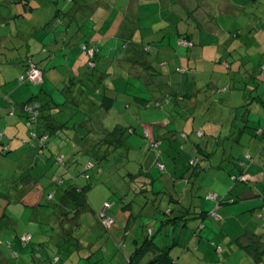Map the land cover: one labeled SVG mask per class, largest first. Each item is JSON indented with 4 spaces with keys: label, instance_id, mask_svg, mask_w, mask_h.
Segmentation results:
<instances>
[{
    "label": "rangeland",
    "instance_id": "1",
    "mask_svg": "<svg viewBox=\"0 0 264 264\" xmlns=\"http://www.w3.org/2000/svg\"><path fill=\"white\" fill-rule=\"evenodd\" d=\"M22 1L0 0V112L6 114L0 113V255L6 264H32L31 249L41 243L49 247L42 246L52 253L51 258L59 250V264L92 261L125 264L146 239H154L168 249L177 264H239L237 259L227 256L236 246L234 240L230 244L220 241L219 250L222 248L224 252L215 254L210 248L206 254L200 253L199 243L214 241L216 237L225 240L227 233L234 239L247 231V227L259 229L264 237V216L254 217L253 210L247 208V203L262 205L264 201V133H258L264 129L260 128L264 126V108L256 103L258 110L254 108L250 115L246 113L251 98L256 95L259 98L264 93L261 69L264 66V0H155L146 5L143 3L152 0H142L140 5L136 0L135 11L130 9L128 0H30L33 12L26 10V0ZM199 5L203 8L199 9ZM139 8V15L134 18L132 13ZM210 16L214 33L200 21L203 17L210 22ZM140 18L141 30L138 24H133ZM131 28L134 32L158 31L156 43L173 46L170 54L156 49L147 55L163 75H149L152 79L149 81L138 77L137 74L148 71L139 68L135 69L136 73L132 72L131 78H124L123 83V62L120 61L124 49L118 39L123 41V32ZM185 32L193 40L185 38L190 47L181 44ZM100 38L108 40L109 46L115 49L110 50L109 57L98 58L99 67L94 71L85 60L82 62L83 54L88 58L82 43L93 45ZM65 44L67 52L82 50L80 57L74 56V52L68 55L69 61L78 66H55L54 57L47 59L51 55L43 49L54 51ZM9 47L13 50H8ZM29 55L44 69L49 99L53 96L61 103L71 99L73 88L69 87L84 82L85 89L94 98L98 97L97 89L104 93L109 88L107 95H115L118 105L112 115L108 114L107 127L113 124L112 119L120 123L124 115L138 126L137 133L127 137L129 148L114 149L109 159L91 166L96 160L84 152L83 146L88 136L93 140L99 133L94 129L100 120L93 126L86 122L85 126L75 125L76 121H84L87 114L82 103L80 108L70 99L65 103L67 115L52 120L57 133H51L49 139H46L50 129L47 124L54 115L50 113L52 110L43 108L42 117L37 118L39 124L21 110L16 114L5 112L1 95L14 94L25 100L30 97L28 90H37L43 95L40 85L20 82L26 67L22 61ZM60 58L61 55L55 61ZM104 64L107 68L101 67ZM182 66L186 67L187 75L179 71ZM253 67L261 75L256 79L251 76ZM33 68L38 70L39 81L42 72ZM72 69L78 70L84 80L71 73ZM102 74L108 77L105 84L100 82ZM74 79H78L76 85H73ZM124 86L128 95H123ZM187 92L192 93L193 102H189ZM136 96L149 100L141 101ZM100 97L101 102L103 94ZM125 98L131 105L130 111L122 104ZM176 101L181 104L174 105ZM244 114L245 118L249 115V120H243ZM66 119L68 128H63V135L57 130H61L59 125ZM74 125L79 141L72 139L73 133L69 134ZM144 128L150 131L152 140L155 133L152 130L156 131L160 147L150 148L152 140L141 134ZM42 142H46V147L40 152ZM7 144L11 150L3 151V145ZM58 153L65 164L56 160ZM159 163L163 164V170ZM139 165L152 169V176L143 179V191L136 188L138 184L129 174L139 171ZM241 166H253L252 171L255 175L259 173V177L250 182L242 175L236 176L235 172H242ZM86 185L91 186L87 193L90 206L79 214L74 211L75 207L69 209L68 216L75 222L67 223L68 228L73 226V231L64 234L63 229L67 228H63L64 216L59 205L63 206L65 191ZM245 193L253 197L240 199ZM226 195L239 199L220 204ZM105 201L112 203L109 213L116 220L110 230L104 229L98 220ZM218 207L226 208L230 217L240 216L227 221L231 225L228 230L215 210ZM201 211L208 214L203 216ZM149 228L154 229V234L148 233ZM25 232L33 234L29 243L20 239ZM77 238L84 246L91 243V247H81ZM150 258L147 256L142 263Z\"/></svg>",
    "mask_w": 264,
    "mask_h": 264
},
{
    "label": "trees",
    "instance_id": "2",
    "mask_svg": "<svg viewBox=\"0 0 264 264\" xmlns=\"http://www.w3.org/2000/svg\"><path fill=\"white\" fill-rule=\"evenodd\" d=\"M20 1L24 2L22 0H20ZM24 4H25L26 10L31 11V12H33L35 10L34 6L31 5L30 0H26V2ZM20 14L23 15V12H21ZM141 22H142V19L140 18V20L138 22L139 30L142 29V27H141L142 23ZM185 37L187 38L188 36H185ZM185 37H183V38H185ZM85 46H87V48H94L95 49L94 46H92V45H90L88 43H82V49L85 52H87V49L84 48ZM66 48H68V47H66ZM66 48L62 47L61 49L54 50V51L52 49H50V48L49 49H43V50L46 51V53L48 55H51V56H48L47 59L53 58V57H54V59H57V57L58 56L60 57V55L63 56V55L68 54V52L66 51L67 50ZM8 50H13V48L9 47ZM5 51L6 50H4V54H5ZM58 51L61 52L59 55H57ZM95 51H96V49H95ZM87 55H88L87 56L88 58L85 61V63L87 62L86 65H88V67H90V68H94V71L97 70V68L99 67V63L97 62V60L100 57V55L98 53V50L96 51L94 56H90V54H87ZM5 56L8 57V54H6ZM26 57L27 58L22 61L26 67H25L24 73L20 77V82H21V84L22 83H35V84L40 85L42 87L41 89H42V94L43 95H39L37 90L36 91L28 90L29 94H30V97L25 100V99H23L24 98L23 96H18V95H14V94L10 95V94L7 93V94H4V95H1V99H2L1 102H4V106L3 107L6 108L5 112H7L9 114H11V113L12 114H16L17 110H21V111H23L21 113L22 114H26L27 117L32 122H34L35 124H39V121H38L37 118L39 116L42 117L43 108L44 107L48 108L49 110H52L50 113L54 114V115L52 116V119L47 124V127H49L50 129H47V138L46 139L50 138L51 133H54V134L57 133V132H55L56 130L53 128L54 122H52V120L54 119V117L59 118L60 116L61 117H65L67 115V113H66L67 111H64V110H65V107L68 108V106H66L65 103L68 104L70 102V100L76 106L80 107L81 105L77 102V99L80 96H82L83 94H85L84 97H87L89 99L88 103H90V101H92L93 103L94 102L95 103L99 102L98 103V107L99 108L100 107L102 108L104 106V104H106V103H104V101H106V100H110V101H109V104L105 105V108L109 109L112 106L113 101H114L113 96L110 97V96L107 95V93L105 91L103 93V91L101 89H97L96 92H97V96L98 97L94 98L88 93V88L85 89V85L87 86V84H85L86 82H84L81 85L77 84L76 87H74V86L69 87V89H71V90L73 88V95H72L71 99L69 97L70 100L67 99L64 102H62V105L64 106V108L63 109L60 108V110H59L60 104L55 103L52 97H51V99H49L48 98L49 97V93L45 90L44 69L41 66H39L38 62H36L32 56L29 55V56H26ZM9 60H12V58L9 59ZM54 62H56V61H54ZM57 62L55 63V66H57L59 64V61H57ZM90 62H93V65H91ZM106 66L107 65L104 64L101 67H106ZM33 67H37L42 72V76H41L39 81L33 80L30 77V71L33 69ZM262 70H264V68H262ZM73 72H75L76 75H78V77H79L78 79H80L81 81L84 80L82 75H79L78 70L75 71V69H72L71 73H73ZM97 74H99V73H97ZM1 76L3 77L2 74H1ZM102 76H104V74H102L100 76V78ZM78 79H74L73 80V85H76V82L78 81ZM100 82H101V79H100ZM30 85H32V84H30ZM125 93L128 95L127 89H126ZM99 94H101V95L103 94V99L104 100H102L101 102L97 101V100L101 99V97H99ZM136 98L141 100V101H148L149 100V99H146V98H140L138 96H136ZM43 101H45V102H43ZM81 107H83V106H81ZM95 109H97V108H95ZM85 110H86V108H85ZM99 112H97V113H99ZM85 113L87 114V117L85 118V120L84 121H80V120L76 121L75 125L76 124H82L80 126H85L84 124L86 122L88 124H92V126H93V122H92L93 121L92 120L93 117L90 116L87 111H85ZM1 114L2 115H6L5 113H1ZM70 119L71 118H69V120ZM64 121L65 122H62L61 125H59L60 128L62 127L61 130L60 129L57 130L59 133H62L63 135H64V133H63L64 129L63 128L64 127L68 128L67 123H66L67 119L64 120ZM58 122H61V121L58 120ZM75 125H74V127L70 128L69 134L73 133L72 134V136H73L72 139H74V140L77 139V141H79V134L77 133L78 129H76ZM95 130H96V132H99V133H96V135L94 136L95 139L91 141V139H89V136H88V139L87 138L85 139L86 140L85 142H87V143L85 144V146H83L84 148L82 146L80 147V148L84 149L85 153H88L89 156H91L94 160H96V162L92 161L91 166L92 165L94 166L96 163H102V161H104L106 159H109V157L111 156L110 154H111L112 151H114V149H117V148H119L121 146H125L126 147L125 149L129 148V146L126 143L127 137L131 133H137L138 126L136 124H132L130 121H128L127 123H126V121H124L123 124L116 123V124L113 125V127H111L110 129H107V130L106 129L102 130L101 128H96V129H94V131ZM141 134L144 137L151 139V133H150V131L148 129L144 128ZM0 135H2V133H0ZM44 135H46V133H44L42 135V137ZM153 135L154 136H153V140L151 139L152 140L151 144L153 146H155V143L158 142L159 138H157L155 136V134H153ZM82 136H83V138L87 137L86 135H82ZM68 138H70V137L68 136ZM75 144L77 145V143H74V145ZM41 147L42 148H41L40 152L44 151V147H46V142H42ZM156 147H158V146H156ZM2 150L3 151H10L11 150V146L8 145V144L7 145H3ZM56 158H57L56 160L59 163H61V164H65L66 163L65 159H63L59 153L57 154ZM72 164L69 165L68 172H70ZM83 173H85V171H83ZM129 174H130V177L132 179L134 178L135 181L137 182V184H138L137 186L138 187L136 186V188L141 189V191H143V187H144V184H145V181H143V179L152 176V175H149V174H144V172L142 170L140 172H137V173L136 172H134V173L130 172ZM85 175H86V173H85ZM87 177L89 178L90 175H88ZM86 186L85 187L84 186H74V187H72V188H70V189L65 191V195L62 198V203H61L63 206L59 205L60 206V212L64 216V219L62 221L63 228H64V226H66V228H67V229H63L64 230V234H70L69 232L73 231V226H71V228H68L67 227V223H70V224L73 225L74 222H75V220L71 221L70 217L68 216L69 209L72 210V208L75 207L74 211L77 214H79L80 212L84 211L85 209H87L90 206L89 201H88L87 193H88V189L91 186H87V187ZM229 200L236 201L235 199H232L231 197H224L223 199L220 200V203L230 202ZM107 202H109L111 204V208H112V203L110 201H107ZM70 204H72L71 207H70ZM39 205L42 206L41 203ZM206 213L208 214V212L202 211L201 215L205 216ZM108 214H109V216H112L109 212H108ZM112 217L114 218V216H112ZM2 218L4 219V216ZM130 219H131V217L129 216L128 221H130ZM98 220H99L100 225L104 229H107V230H110L111 227H113V225L116 223V220H115L114 224L111 227H109V228L104 227L102 225V218L100 216V213L98 215ZM65 232H67V233H65ZM148 233L149 234H151V233L154 234V229L149 228L148 229ZM32 239H31V241H32ZM77 240H78V243L81 244V247H84L85 249L88 248V247H91V243H87V246H84L83 245L84 243L82 241H80V238H77ZM0 244H2L1 240H0ZM143 244L144 245L141 248L138 247L135 250L134 254L131 257H128V259H127L125 264H143L142 262H144V260H145V258L147 256H151V258L147 262H145L144 264H177L175 258L171 255V253L168 251V249L163 248L160 245H158L154 239H146L143 242ZM37 245H34V247L31 249L30 253L33 256L43 259L42 263L44 262L45 264H47V263H49V264H59V262L61 260V257H60L61 253L59 252L58 249H57L58 252H55V255L53 254L54 257L51 258V254L52 253L48 252L47 249H49V247L47 245H45L43 243L39 244V246H37ZM9 246L13 249L12 244H9ZM42 246L46 247L47 249L43 248ZM55 257H58V260L54 262ZM86 259L89 260L90 256H88ZM0 263L1 264H6L5 258H2L1 255H0ZM90 264H97V263H94L92 261V262H90Z\"/></svg>",
    "mask_w": 264,
    "mask_h": 264
},
{
    "label": "crops",
    "instance_id": "3",
    "mask_svg": "<svg viewBox=\"0 0 264 264\" xmlns=\"http://www.w3.org/2000/svg\"><path fill=\"white\" fill-rule=\"evenodd\" d=\"M128 1H130L131 2V10L132 11H135L136 10V7H137V2L139 3V5H140V3H141V1L142 0H137V2H136V0L134 1V0H128ZM155 0H152V2H146V3H143V4H149V3H153ZM205 2V1H204ZM204 4V3H203ZM200 6V8L199 9H201V8H203V5H199ZM137 11L138 12H136V13H132V16L134 17V18H136L138 15H139V11H140V8L139 9H137ZM205 12V11H204ZM211 17V16H210ZM211 21L209 22V21H205L204 20V18L202 17V18H200V21H202L203 22V24H204V26L206 27V28H208L211 32H213V30H214V25H213V22H212V17H211V19H210ZM142 23V22H141ZM133 24H138V23H135V22H133ZM130 30V31H129ZM129 30H125L124 32H123V41H121V39H118L119 41L118 42H120L119 44H122V46H123V49H124V51H123V59H121V61L120 62H123V83H124V78H126L127 80L129 79V78H131L132 77V72H134V73H136V70L135 69H139V68H141V70H142V68H144V70H148V71H146V72H144L143 74L142 73H139V74H137L138 75V77H146L147 79H149V81H150V76L149 75H155L156 73H159V74H161V75H163V73H162V70L161 71H159V70H157L156 68H155V64L156 63H154V61H153V58H150V57H147V55L149 54L150 55V52H151V50H156L157 49V52H163V53H172V49H174L173 48V46L172 45H159V44H157L156 42H158V40H157V37L160 35V33L159 34H157V32H153V31H148V32H138V31H136V32H134L133 31V29L131 28V29H129ZM257 31V30H256ZM258 32V31H257ZM214 33V32H213ZM216 33H219V31H216ZM167 33H165V34H163V36L161 37V40L162 41H164V36L166 35ZM183 34H185L183 37H185L186 35L188 36L187 38L189 39V40H192L190 37H191V35H190V33H183ZM262 34H263V36H264V32H262ZM153 35H155V39H153L152 38V36ZM255 36V35H254ZM186 38V37H185ZM193 41V40H192ZM87 42V41H86ZM117 42V41H116ZM116 42H115V45H116ZM92 46H94L95 47V49H96V51L98 50V53H99V55L100 56H107L108 55V57H109V55H111V51L113 50V49H115V47L113 48V47H111V46H109V42H108V40H105L104 38H100L99 40H98V42L96 43V44H93ZM117 46V45H116ZM169 46H170V48H169ZM67 46H66V44L64 45V48H66ZM101 47H104V48H101ZM188 47H190V46H188ZM187 47V48H188ZM105 48H107V49H105ZM67 49V48H66ZM71 49V48H70ZM81 49V48H80ZM105 50H109V51H105ZM111 50V51H110ZM67 51V50H66ZM81 51L82 50H77L76 52L75 51H71V50H69V52H74L75 54H74V56H77V57H80V55H81ZM69 52H68V54H66V55H64V56H61V58H60V60H59V66H65L66 68H67V65H69V66H71V67H76V66H78V64H75V63H73L72 61L70 62L69 61V59H68V55H69ZM142 55H145V56H143V59H141V56ZM81 59H82V62L85 60L86 61V59H85V57H84V54H83V56L81 57ZM146 59H147V61H146ZM158 59V58H157ZM56 59H54L53 61H55ZM104 60V59H103ZM84 61V62H85ZM80 63L81 65L82 64H84V63ZM56 63V62H55ZM54 63V64H55ZM58 63V62H57ZM262 68H264V66H262L261 67V69ZM179 71L180 72H182L183 74H185V75H187L186 74V67L185 66H182V67H180L179 68ZM154 72V73H153ZM168 72V71H167ZM262 72H264V70H262ZM105 76V75H104ZM104 76H102L101 77V83L102 84H105L106 83V80L108 79V77H104ZM251 76H252V78H257V77H259V76H261L260 74H256L255 73V68L253 67V69H252V71H251ZM262 77H263V75H262ZM263 79H264V77H263ZM152 80V79H151ZM256 86V85H255ZM126 86H124L123 87V90H126ZM260 88H262V87H259V89ZM258 89V90H259ZM109 90V88H106L105 89V92L107 93V94H110V91H108ZM109 92V93H108ZM71 93V95H73L72 93L73 92H70ZM178 93V92H177ZM151 93H148V95H150ZM179 94V93H178ZM85 94H83L82 96H84ZM100 95L101 94H99V97H100ZM123 95H126V93L124 92L123 93ZM148 95H146V96H148ZM186 95H187V97L189 96V102H193V99H191V96H192V93H190V92H187L186 93ZM185 95V96H186ZM82 96H80L78 99H77V102L81 105V103H82V106H84L85 108H86V111L88 112V114L90 115V116H92L93 118H92V122H93V125L95 124V122H97V119L98 120H100V122H99V124H98V122H97V128H101L102 130H107V129H110L111 127H112V125H114V124H116V123H119V122H116L115 121V119H112L113 120V124L112 125H110V127H107V123H106V119L109 117L108 116V114H111L112 115V112L114 111V107H115V105L117 106L118 105V101H115L116 99H115V95H113V98H114V101H113V104H112V106L109 108V109H106L104 106L101 108H99L98 107V103L99 102H92V101H90V103H88L89 102V99L87 98V97H85L84 98V101H83V99H82ZM112 96V95H111ZM152 97H153V95H152ZM52 98H53V100H54V102L55 103H57V104H60V108L63 106L62 105V103H61V100L60 99H56V97H53L52 96ZM141 98H146L147 99V97H141ZM176 99H179L178 98V96L176 97ZM252 100L250 101V103H249V106L248 107H246V109H247V112L246 113H248L249 112V115L254 111V108H256L257 109V107H256V103H259L263 108H264V93H261V95H260V97L258 98V95H256L254 98H251ZM256 99H258V100H256ZM60 100V101H59ZM127 98H125L124 100H123V106L125 107V108H127V109H129V111L131 110V105L130 104H128V103H126L127 101ZM156 100H158V99H156ZM181 100V99H180ZM199 103L200 102H202V100L199 98ZM97 101H99V100H97ZM170 102H171V100H169ZM170 102H169V104H170ZM178 104H181L180 103V101L178 102V101H176V104L174 103V105H178ZM187 104V103H186ZM190 105L189 106H192V103H189ZM188 105V104H187ZM194 106H196L195 104H194ZM193 106V107H194ZM64 108V107H63ZM95 108H97L100 112L99 113H94V109ZM238 107H236L235 109H237ZM113 110V111H112ZM258 110V109H257ZM256 111V110H255ZM236 114H238V111L236 110ZM248 115V116H249ZM120 116V115H119ZM122 116V115H121ZM120 116V117H121ZM248 116H246V118H245V114H244V118H243V120H249V118H248ZM122 118V117H121ZM136 119L137 120H140V118L138 119V117H136ZM193 122H194V119L192 118L191 119ZM124 121H126V123L128 122V121H130V120H128V117H126L125 115H124V117H123V119H121V122L119 123V124H123L124 123ZM133 121V120H132ZM141 121V123L143 124V121L142 120H140ZM131 122V121H130ZM134 122V121H133ZM132 123V122H131ZM133 124V123H132ZM158 124L160 125V126H164V124L162 123V122H158ZM262 126V125H261ZM264 126H262V127H260V128H263ZM153 131V133L155 134V136L157 137V134H156V131L155 130H152ZM258 133L259 134H261V133H264V129H259L258 130ZM97 139V138H96ZM94 140V139H93ZM161 140V139H160ZM91 141H92V139H91ZM160 143V141H158L157 142V146L158 147H160V145H161V143ZM153 148L154 146L151 144V142H150V148ZM147 154L149 155V154H151V152L150 151H148L147 152ZM157 153L155 152V155H156ZM158 160V159H157ZM159 162V161H158ZM71 164H72V161H71ZM139 167H140V169H139V171H137V172H140L141 170L144 172V174H149V175H151V170L152 169H150L151 167L149 166V167H145V165H139ZM239 168H241L240 170L242 171V172H235V174H236V176H239V175H242L243 176V179H248V180H250V182L254 179V178H258L259 177V173L257 174V175H255L254 173L255 172H253L252 171V168H254L253 166H250L249 168H248V166H246V167H244V166H241V167H239ZM136 172V173H137ZM241 173V174H240ZM93 187V186H92ZM91 188V187H90ZM219 192V191H218ZM227 197H228V195H226ZM250 196H252L253 197V195H250V194H248V193H245V194H243V195H241V197H240V199H242V198H251ZM232 199H234L233 197H231ZM238 199L239 198H237L236 199V201H238ZM255 199L256 200H259L260 201V197L259 196H256L255 197ZM177 201V200H176ZM177 202H179V201H177ZM221 204V203H220ZM247 205H248V210H253V212L252 213H254V217L256 216V217H260V216H264V201H263V203H262V205L261 204H253V205H251V204H249V203H247ZM243 208H245V206L243 207ZM215 210H217L216 212L217 213H219L220 214V218L222 219V220H224V223H225V227L227 228V230H228V227H230L231 225H227L226 223H227V221L228 220H231V219H233V218H236V217H238L239 215H235L234 214V216L233 217H230V215L229 214H227L229 211L226 209V208H224V207H218V209H215ZM95 212H97V211H95ZM202 212V211H201ZM207 212V211H206ZM125 214H126V212H125ZM207 214V213H206ZM206 216V215H205ZM240 217V216H239ZM221 225H223V223L221 224ZM247 227V226H246ZM228 232V231H227ZM218 233V232H217ZM32 234V233H31ZM226 236H224V237H226V239L224 240V239H221V238H214L213 240L214 241H211V242H208V241H206V240H204V241H202V242H200L199 244H201L200 245V253H203V254H206L207 252H208V250H209V248L211 249V251H213V253L215 252V253H223L224 252V249H220L219 250V243H220V241H224L226 244H230V243H232L233 242V240H234V243L236 244V246H235V248H234V246L233 247H231V248H234V249H232V250H230L231 252L229 253H227V256H231V257H234L235 259H237V261H239V264H245V261L244 260H247L248 261V264H264V237L262 236V233H261V231L259 230V229H256V228H249V227H247V231H245L244 233H242V234H240L238 237H235L234 239H231L230 237H229V235H228V233L227 234H225ZM32 238H33V234H32ZM202 239H200V241H201ZM227 241V242H226ZM158 244V243H157ZM12 250H14V248L12 249ZM15 254H19V252H17L16 250L15 251H13ZM214 253V254H215ZM226 256V257H227ZM174 257V256H173ZM251 257H253V258H251ZM175 258V257H174ZM176 259V258H175ZM254 259V260H253ZM42 260L43 259H41V258H38V257H35V256H33L32 255V264H45L44 262L42 263ZM55 262V261H54ZM7 264H9V263H7ZM17 264H18V262H17ZM29 264V263H28Z\"/></svg>",
    "mask_w": 264,
    "mask_h": 264
},
{
    "label": "built area",
    "instance_id": "4",
    "mask_svg": "<svg viewBox=\"0 0 264 264\" xmlns=\"http://www.w3.org/2000/svg\"><path fill=\"white\" fill-rule=\"evenodd\" d=\"M182 43L181 44H184V45H187V46H190L188 42L185 41V38L181 39L180 40ZM84 48L87 49V52L88 54H90V56H93L94 54V51L95 49L94 48H87V46H85ZM94 50V51H93ZM91 65H93V62H90ZM30 77L33 79V80H37L39 78V74H38V70L37 69H32L30 71ZM155 146H157V143H155ZM160 169L163 170L164 169V166L162 163H159L158 164ZM111 209V204L109 202H105L102 206V209L100 211V216L102 218V225L106 228H109L111 227L113 224H114V221L115 219L112 217V216H109L108 212L109 210ZM32 238V234L31 233H24L22 236H21V241L26 243L28 241H30ZM55 261L58 260V257H55L54 259Z\"/></svg>",
    "mask_w": 264,
    "mask_h": 264
},
{
    "label": "clouds",
    "instance_id": "5",
    "mask_svg": "<svg viewBox=\"0 0 264 264\" xmlns=\"http://www.w3.org/2000/svg\"><path fill=\"white\" fill-rule=\"evenodd\" d=\"M55 261V260H54Z\"/></svg>",
    "mask_w": 264,
    "mask_h": 264
},
{
    "label": "water",
    "instance_id": "6",
    "mask_svg": "<svg viewBox=\"0 0 264 264\" xmlns=\"http://www.w3.org/2000/svg\"><path fill=\"white\" fill-rule=\"evenodd\" d=\"M106 202V201H105Z\"/></svg>",
    "mask_w": 264,
    "mask_h": 264
}]
</instances>
